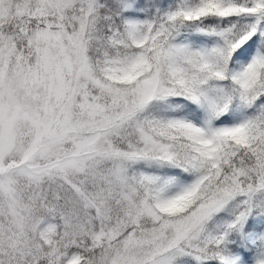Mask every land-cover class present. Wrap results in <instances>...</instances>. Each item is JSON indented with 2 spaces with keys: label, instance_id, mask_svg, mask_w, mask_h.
<instances>
[{
  "label": "snow or ice",
  "instance_id": "snow-or-ice-1",
  "mask_svg": "<svg viewBox=\"0 0 264 264\" xmlns=\"http://www.w3.org/2000/svg\"><path fill=\"white\" fill-rule=\"evenodd\" d=\"M0 264H264V0H0Z\"/></svg>",
  "mask_w": 264,
  "mask_h": 264
}]
</instances>
